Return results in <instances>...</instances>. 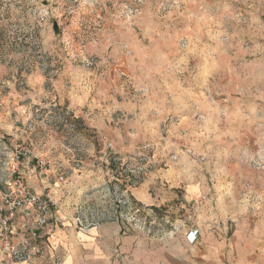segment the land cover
<instances>
[{"label":"rangeland","instance_id":"374dc122","mask_svg":"<svg viewBox=\"0 0 264 264\" xmlns=\"http://www.w3.org/2000/svg\"><path fill=\"white\" fill-rule=\"evenodd\" d=\"M168 74L199 90L195 126L208 139L178 140L153 121ZM208 111L216 118L206 121ZM5 116L13 134L0 131V195H11L10 156L22 148L38 165L22 169L31 191V174L73 180L74 207L88 212L105 192L122 233L151 238L152 249L131 251L132 264H146L160 252L153 235L174 230L167 216L185 212L136 200L131 190L149 171L179 145L254 164L264 151V0H0Z\"/></svg>","mask_w":264,"mask_h":264},{"label":"crops","instance_id":"0c3cea01","mask_svg":"<svg viewBox=\"0 0 264 264\" xmlns=\"http://www.w3.org/2000/svg\"><path fill=\"white\" fill-rule=\"evenodd\" d=\"M165 79V103L152 110L153 121H165L173 128L170 136L178 140L208 139L211 132L197 131L195 126L202 120L199 90L193 85L173 86L178 80L176 75L168 74ZM183 94L188 96L186 100ZM208 112L206 121L216 118ZM0 131L13 134L7 116L0 119ZM2 149L6 151L7 146ZM188 149H194V153L179 145L165 157L164 168L149 171L131 190L142 206H167L171 212L172 208L185 209L183 219L172 213L167 216L174 230L153 235L154 251L158 249L161 254L148 257L146 264H264V151L253 155L256 159L259 156L254 164L222 157L213 148L203 152L193 145ZM27 180L53 206L46 212L38 239L30 246L29 258L15 261L6 254L0 264H132V250L152 249L151 238L145 234L130 237L122 233L105 192L97 194L94 209L88 212L74 207L73 180L54 184L48 175L38 173ZM83 216L85 224L77 222ZM15 229L13 240L20 246L27 235L24 218L16 221ZM191 231L197 237L195 242L189 240Z\"/></svg>","mask_w":264,"mask_h":264},{"label":"built area","instance_id":"2783aa9c","mask_svg":"<svg viewBox=\"0 0 264 264\" xmlns=\"http://www.w3.org/2000/svg\"><path fill=\"white\" fill-rule=\"evenodd\" d=\"M9 169L12 175L7 179L8 188L11 195H0V208L5 210V214L0 216V240L3 244V254L0 255V263L6 254H9L15 261L29 258V249L33 241L38 239L40 229L46 223L47 199L45 195L31 191L24 184V174L22 169H27L35 173L38 165L25 150L16 147L11 154ZM43 167V163L40 164ZM119 201L125 207L133 208V203L126 200ZM139 209H137L138 211ZM24 218L27 228V235L19 246L14 243L13 236L16 233L15 221ZM196 232V231H195ZM195 232L191 236L195 239Z\"/></svg>","mask_w":264,"mask_h":264},{"label":"trees","instance_id":"16d2710c","mask_svg":"<svg viewBox=\"0 0 264 264\" xmlns=\"http://www.w3.org/2000/svg\"><path fill=\"white\" fill-rule=\"evenodd\" d=\"M56 26V25H55Z\"/></svg>","mask_w":264,"mask_h":264}]
</instances>
